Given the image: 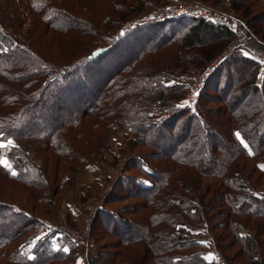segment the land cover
Wrapping results in <instances>:
<instances>
[{
  "label": "trees",
  "instance_id": "16d2710c",
  "mask_svg": "<svg viewBox=\"0 0 264 264\" xmlns=\"http://www.w3.org/2000/svg\"><path fill=\"white\" fill-rule=\"evenodd\" d=\"M186 1L0 0V264H74V247L47 219L118 128L129 157L95 214L88 264H212L186 228L211 230L229 260L264 264V72L252 43L218 66L189 108L178 104L185 75L232 29L182 17L110 34L152 6ZM198 1L264 43V0ZM42 33L59 55L40 50ZM107 58L109 72L94 76ZM10 188L25 191L21 203L3 199Z\"/></svg>",
  "mask_w": 264,
  "mask_h": 264
},
{
  "label": "rangeland",
  "instance_id": "374dc122",
  "mask_svg": "<svg viewBox=\"0 0 264 264\" xmlns=\"http://www.w3.org/2000/svg\"><path fill=\"white\" fill-rule=\"evenodd\" d=\"M191 1H194V0H191ZM191 1L190 0L186 1V3L191 2ZM102 4L97 3L98 8H100ZM166 6H172V4H168L162 7L152 6L150 10L152 8H163ZM209 8L213 9L211 7ZM215 11L222 12L225 14H232L225 9L221 11L216 9ZM83 15H85V13H83ZM26 17L28 18V14ZM83 18L90 21L89 17L83 16ZM133 19H136V18H131L127 20H133ZM126 21H124V23ZM27 24L28 22L25 25ZM123 26H121L120 29L110 31L112 38L114 39L117 38L116 40L123 39L128 33L134 31V29L130 31H124ZM26 30L28 31V28L24 27L23 31H26ZM40 37L42 38V40L40 41V45H39L40 50L45 52V55L47 53L56 54L55 56L59 55L60 44L52 42V41H48L49 36L47 37V34L44 36V34L42 33L39 36V38ZM212 37L213 36L209 35L205 37V40L212 38ZM22 38L25 43H29V44L31 43L30 39L26 38L25 36H22ZM71 41L73 40H68V42L66 41V43L67 44L69 42L71 43ZM222 50L219 53H221ZM100 51L101 49L97 48L96 50H94V54H98ZM219 53H217L214 57H217ZM126 54L127 53L121 54L120 58L122 56H125ZM113 60L114 58L112 59L107 58L106 61L102 62L101 68L93 72L94 76H99L101 73L102 75H105L106 73H108L109 69L111 68V63L113 62ZM207 63H205L204 65H206ZM200 68H201L200 66H196V65L191 67L189 72L185 75L184 82L186 83V85H187V78L189 77V75L196 72V70ZM98 72L99 74L97 75ZM263 72H261L260 74H262ZM96 80H99V79L96 78L93 80V82H95ZM87 89L88 88H85L83 85H81V94L85 95L88 92ZM198 96L196 97L194 104H196ZM215 96L216 94H214V97ZM178 104L180 106L189 107V108L195 106V105H191L186 99H182L181 101L178 102ZM213 105L214 104L207 106V112H210L209 110L213 107ZM118 129L113 130L111 138L106 142V145H105L106 148L101 149V152L99 154L101 161L99 160V162L97 161L95 163L88 165L82 172L77 174L76 179H75L74 188L68 191L66 196L62 199V201L59 200L60 205L58 208L59 211H58L57 217L54 220L47 219V223L51 227L50 229L54 231L57 238H66L67 241H69L71 245L74 247L75 249L74 250L75 258L73 262L74 264H88V261L97 255L98 248H97V244L95 243L94 237L92 235L93 220H94L97 210L103 207V201H102L103 197L110 190V185L113 183V180L116 178L118 174V170L120 169V165H123L126 162L127 158L129 157L127 155L128 152L126 153L125 152L126 150L123 147V143H122L123 137L121 133L118 131ZM8 145L9 144H7L6 146ZM260 163L261 165H264V162L261 161ZM259 187L260 188L258 187L257 188L260 189L261 193H264V186L262 185ZM8 190H10L8 194V198L7 196L3 197L5 201L6 199L7 200L11 199L10 200L11 202L19 201V203H21L23 201V197L25 198V191H23L20 188L19 189L10 188ZM126 203L127 202L121 204V206H125ZM118 207H120V205H118ZM67 217H69V219ZM4 223L6 224V222ZM64 230H68L69 233L64 234L63 232ZM70 233L75 234L78 237V239H80L83 242V245L78 247L76 244H74V242L69 238ZM183 234L195 241H198L201 245L204 246L205 259L208 263L238 264L236 260H233V261L229 260L228 256L226 257L225 255L221 253V251H219V249L217 248L216 242L214 240V234L211 230L205 231V230H195L192 228H186L185 231L183 230ZM103 243H104V240L99 242L100 247L102 246ZM256 256L260 258L259 253H256ZM220 257L222 258V260H219Z\"/></svg>",
  "mask_w": 264,
  "mask_h": 264
},
{
  "label": "built area",
  "instance_id": "2783aa9c",
  "mask_svg": "<svg viewBox=\"0 0 264 264\" xmlns=\"http://www.w3.org/2000/svg\"><path fill=\"white\" fill-rule=\"evenodd\" d=\"M188 17L193 19H202L205 21L217 20L223 26L229 27L234 32L233 39L224 46L217 57L210 60L206 65L201 66L196 72L187 78V91L183 99H186L191 105H195V99L205 84L207 78L218 68V66L236 49L243 48L252 43L250 58L257 65L259 73L264 71V43L257 40L248 30L246 25L232 14H225L210 9L202 2L194 0L188 3H176L172 6L163 8H152L144 16L133 20H127L122 26L124 31H130L141 27L144 23L151 20H165L169 18ZM69 233L68 230L63 231ZM63 234V235H64ZM69 238L78 247L83 242L75 234L69 235ZM70 240V241H71ZM219 260H222L220 257ZM228 264V263H224Z\"/></svg>",
  "mask_w": 264,
  "mask_h": 264
},
{
  "label": "snow or ice",
  "instance_id": "6c2138e0",
  "mask_svg": "<svg viewBox=\"0 0 264 264\" xmlns=\"http://www.w3.org/2000/svg\"><path fill=\"white\" fill-rule=\"evenodd\" d=\"M237 136H239V134H238V133H237ZM245 147H247V145H245ZM13 174H14V173H13ZM64 251H65V252H67V251H68V249H67V248H65V249H64Z\"/></svg>",
  "mask_w": 264,
  "mask_h": 264
}]
</instances>
